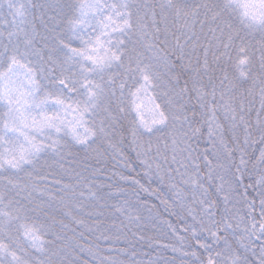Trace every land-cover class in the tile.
I'll use <instances>...</instances> for the list:
<instances>
[{
    "label": "snow or ice",
    "instance_id": "snow-or-ice-1",
    "mask_svg": "<svg viewBox=\"0 0 264 264\" xmlns=\"http://www.w3.org/2000/svg\"><path fill=\"white\" fill-rule=\"evenodd\" d=\"M0 264H264V0H0Z\"/></svg>",
    "mask_w": 264,
    "mask_h": 264
}]
</instances>
